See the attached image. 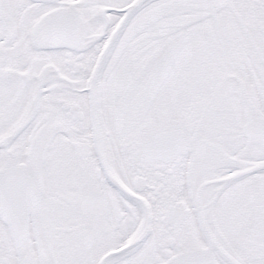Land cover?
<instances>
[{"label":"snow or ice","instance_id":"snow-or-ice-1","mask_svg":"<svg viewBox=\"0 0 264 264\" xmlns=\"http://www.w3.org/2000/svg\"><path fill=\"white\" fill-rule=\"evenodd\" d=\"M0 264H264V0H0Z\"/></svg>","mask_w":264,"mask_h":264}]
</instances>
